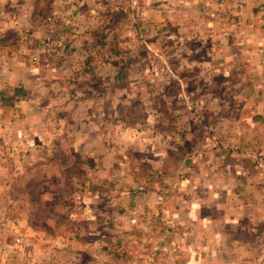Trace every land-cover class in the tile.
Returning a JSON list of instances; mask_svg holds the SVG:
<instances>
[{
    "label": "rangeland",
    "instance_id": "374dc122",
    "mask_svg": "<svg viewBox=\"0 0 264 264\" xmlns=\"http://www.w3.org/2000/svg\"><path fill=\"white\" fill-rule=\"evenodd\" d=\"M213 7L208 10H216V3ZM237 16L227 13L222 19L234 21ZM260 46L264 54V44ZM126 47L112 48L121 52L114 54L116 61L96 56V50L90 54L86 48V54H80V73L88 72L86 65L96 57L92 71L119 68L124 75L127 70L139 74L135 80H121L113 94L116 104L129 106L126 111L115 109L117 119L124 116L117 126L125 131V122L139 121L146 111L148 126L136 122L133 129L141 137L113 143L128 155L103 158L115 164L111 175L96 172L98 158L86 154L88 149L96 150L97 143L92 140L85 146L74 138L84 128L77 120L83 111L74 118L69 115L63 127L58 123L34 129L39 134L68 133L52 143L11 138L14 131L32 132L33 126L22 121L16 128H5L9 139L0 138V264H222L208 261V229L200 234L189 222L192 213L187 209L192 212L190 203L198 195L206 202L199 206L200 214L211 212L208 198L231 199L230 212L244 218V226L234 236L245 240L248 251H238L231 262L264 264V153L241 157L233 140L240 130L247 138L255 130L264 145V123L254 128L241 124L253 110L241 106L235 89L221 86L219 75L206 76L211 74L210 61L186 65L184 60L176 63L167 58L162 64L151 56L147 64L135 60L130 68L123 54ZM134 48L141 52L140 46ZM51 60L44 62L45 70L53 69ZM70 76L64 84L72 90L67 96L70 104H76L79 94L73 83L78 77ZM103 83L98 80L96 86ZM104 95L100 104H108ZM249 101L255 104L252 95ZM147 104L145 111L141 106ZM14 109L2 111L6 121ZM210 136L219 137L224 148ZM221 151L224 155H215ZM205 168L208 171L203 172ZM208 168L214 172L208 173ZM224 176H230L229 184L220 187ZM208 177L209 185H195ZM148 215L156 220H147ZM148 226L155 230L152 235Z\"/></svg>",
    "mask_w": 264,
    "mask_h": 264
},
{
    "label": "crops",
    "instance_id": "0c3cea01",
    "mask_svg": "<svg viewBox=\"0 0 264 264\" xmlns=\"http://www.w3.org/2000/svg\"><path fill=\"white\" fill-rule=\"evenodd\" d=\"M223 1L224 10L228 14L238 15L236 20L209 17L206 10L208 7L214 8L216 0H0V11H3L0 15V138L9 139L4 132L5 128L9 125L16 128L15 125L21 123L17 121H22L30 124V128L33 126L32 132L14 131L11 138L56 142L53 138L58 135L64 138L68 133L60 131L39 134L34 129L38 125L52 126L58 123L63 127L69 115L74 118V115L80 114L79 111H83V117L77 120L84 128L74 138L83 141L82 145L85 146L92 140L96 142L98 148L88 149L86 154L98 158L96 172L111 175L116 169L115 164L104 161L103 158H126L128 155L118 150L113 143L123 139L125 142L136 139L135 136L140 135L133 129L136 122L148 126L146 121H149V117L145 110L149 108L148 104L141 106L146 112H141L139 121L124 123L125 131H118L117 126L124 116H120L118 120V111L116 113L115 109L124 108L126 111L129 106L116 104V87L121 80H135L139 74L127 70L124 75L119 68H98V71H92L96 57L86 65L90 69L88 72L85 70L83 74L80 73L81 69L74 71V68L82 64L80 54L86 49L90 54L97 51L96 56L101 58L105 55L113 61L114 54L120 55L121 52L112 48L120 44L127 46L123 54L130 68L135 60L147 64V57L151 56L162 64L167 58L176 63L184 60L186 65H208L210 61L211 74L206 73V76L219 75L221 86L228 85L235 89L240 96L241 106L253 110L252 116L241 119V124H248L252 128L254 124H263L264 113L261 110L264 111V54L260 52V45L264 44L261 37L264 31V8L263 15H260L262 13L257 7H264V0ZM48 15L53 17L49 27L43 24L44 17ZM72 25L75 26V33L69 30ZM49 30L72 44V48L61 56L49 58L52 59L53 66L50 71L43 68L45 64L42 59L37 62L29 59L40 39ZM134 45L140 46L141 52L138 53ZM101 73L103 76L99 78ZM68 75L78 77L73 83L79 94L76 104H70L67 97L72 91L64 84ZM172 75L175 76L173 73ZM98 80H104V85L96 86ZM210 81L205 83L211 85ZM104 94L108 104H100L104 97H99L105 96ZM250 95L255 104L249 101ZM12 106L15 114L6 121V112L2 111ZM139 130L141 132L140 128ZM252 131L253 134L248 138L244 130L236 132L233 137L241 157H254L264 153V145L260 143L262 136L259 132ZM210 137L224 148L219 137ZM215 155L222 156L224 152H216ZM206 171L207 168L203 172ZM210 171L208 173L214 172L212 169ZM222 171L228 172L226 167ZM236 173L243 172L237 170ZM229 177H223L220 187H225V182L226 185L229 184ZM209 178L208 181H197L195 185H200V182H208L209 185ZM196 199L195 203H190L193 206L192 212L187 209L190 215L192 213L189 222H192V230H198L200 234L201 230L208 229V261L219 260L222 264H235L231 261L237 252L248 251L245 240L234 236V231L244 226L243 216L230 212L231 199L219 202L217 198H208V210L211 211L208 215L200 214L198 208L201 204L206 205V202L202 203L199 195ZM237 200L236 203L244 204ZM215 212H218L217 216H213ZM149 217L150 215L146 216L149 221L156 220ZM148 229L151 235L155 232H152L151 226Z\"/></svg>",
    "mask_w": 264,
    "mask_h": 264
},
{
    "label": "built area",
    "instance_id": "2783aa9c",
    "mask_svg": "<svg viewBox=\"0 0 264 264\" xmlns=\"http://www.w3.org/2000/svg\"><path fill=\"white\" fill-rule=\"evenodd\" d=\"M225 3L223 0H216V10H206L208 16L211 18H223L227 15L226 11L224 10ZM258 11H263V6H258ZM3 14V11H0V15ZM53 22V17L51 15L44 17L43 24L45 26H50ZM71 33H75V26H71L69 28ZM72 44L67 40H64L58 36H56L51 30H49L43 38L40 39L37 45V49H35L30 55L29 59L32 62H37L38 60L42 59L44 62H48V59L52 56H59L67 49H71ZM82 54L85 55V51H82ZM41 55V57H40ZM81 69V64H78L74 71H79Z\"/></svg>",
    "mask_w": 264,
    "mask_h": 264
}]
</instances>
